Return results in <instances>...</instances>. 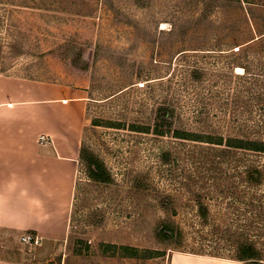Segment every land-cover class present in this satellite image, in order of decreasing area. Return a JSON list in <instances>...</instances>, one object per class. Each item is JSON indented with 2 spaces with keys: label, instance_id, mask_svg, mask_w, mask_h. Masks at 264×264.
<instances>
[{
  "label": "rangeland",
  "instance_id": "rangeland-1",
  "mask_svg": "<svg viewBox=\"0 0 264 264\" xmlns=\"http://www.w3.org/2000/svg\"><path fill=\"white\" fill-rule=\"evenodd\" d=\"M0 75L86 87L83 142L113 178L80 163L65 238L35 263L37 247L0 233L1 257L169 264L246 240L264 264V153L145 131L163 105L186 130L264 140V0H0Z\"/></svg>",
  "mask_w": 264,
  "mask_h": 264
},
{
  "label": "crops",
  "instance_id": "crops-1",
  "mask_svg": "<svg viewBox=\"0 0 264 264\" xmlns=\"http://www.w3.org/2000/svg\"><path fill=\"white\" fill-rule=\"evenodd\" d=\"M87 106L84 86L0 75V233L19 238L28 251L37 247L35 263L68 233ZM42 135L48 141L40 142ZM30 232L40 237V244L21 241ZM30 261L23 254L0 256V264ZM169 264L255 263L174 251Z\"/></svg>",
  "mask_w": 264,
  "mask_h": 264
},
{
  "label": "trees",
  "instance_id": "trees-1",
  "mask_svg": "<svg viewBox=\"0 0 264 264\" xmlns=\"http://www.w3.org/2000/svg\"><path fill=\"white\" fill-rule=\"evenodd\" d=\"M65 49L69 52L67 55L69 57L70 53H73L76 46H72L70 43L65 45ZM66 56V57H67ZM181 120L180 114L173 107L159 106L155 111L154 122L149 128H146V132L153 129V133L157 135H164L166 133H171V136L180 140H192L195 142H204L208 144L217 145L224 147L225 150H243L251 151L255 153H264V140L256 139H246L239 137H226L224 135H213L200 132H192L182 128V126H175V122ZM167 159V155L164 156ZM80 160L85 168L87 176L101 184H109L113 181L112 175L105 165L104 161L98 157L88 146L82 142L80 149ZM247 180L252 183L259 184L262 182V173L257 168H254L248 172ZM199 214L203 219H207V207L202 202H199ZM163 234L166 237H175L177 239L182 238L181 232L175 231L171 227H166L163 230ZM198 253V252H197ZM207 254L211 256L224 257L219 254L211 253H200ZM236 260L246 261L250 263H260L262 258L261 250L256 246L255 243L250 241H240L237 244L235 256L231 257Z\"/></svg>",
  "mask_w": 264,
  "mask_h": 264
},
{
  "label": "built area",
  "instance_id": "built-area-1",
  "mask_svg": "<svg viewBox=\"0 0 264 264\" xmlns=\"http://www.w3.org/2000/svg\"><path fill=\"white\" fill-rule=\"evenodd\" d=\"M48 141V136L42 135L40 137V142H46ZM21 241L29 246H36L40 244L41 239L40 237L35 233H25L21 236Z\"/></svg>",
  "mask_w": 264,
  "mask_h": 264
}]
</instances>
